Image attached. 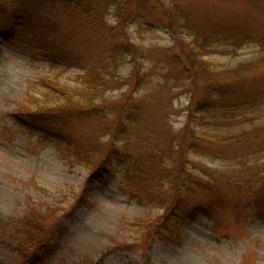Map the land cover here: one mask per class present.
<instances>
[{
    "label": "rangeland",
    "instance_id": "obj_1",
    "mask_svg": "<svg viewBox=\"0 0 264 264\" xmlns=\"http://www.w3.org/2000/svg\"><path fill=\"white\" fill-rule=\"evenodd\" d=\"M26 1V8L39 4L37 0H21V3ZM176 1L181 2L183 11L189 7L191 16L187 20L195 27L174 24L175 27L168 28L173 23V11L168 7ZM129 4L144 10L154 9L152 14L158 27L137 34L146 47L144 61H122L115 74L103 73L105 82L99 88L102 96L95 103L69 105L51 94L47 82L57 80L59 75L54 84H72L83 73L78 65L52 66L44 58L34 60L15 45L0 41V264H264V201L260 203L264 181L260 179L261 173L244 171L240 163V154L251 162L264 161V135L254 139L252 130L242 144L230 142L224 147L225 157L189 152L194 165H186L187 174L193 173L196 167V172L205 179L207 173L200 168L230 166L236 178L254 174V191L224 183L210 193L198 192L195 200L206 205L198 209L199 218L184 219L180 223L170 218L162 231L166 210L145 206L119 185L129 163L121 160L115 168L116 174L103 170L109 147L135 138L133 133H127L123 141L121 136L100 137L98 132L93 133V128L99 130L107 121L115 122V127L121 126L130 101H137L138 107L143 104L146 109L151 106L142 115L143 118L149 115L152 135L159 134L163 142L176 131L182 132L194 111L193 106L206 94L207 86L233 79L226 73L208 74L204 58L229 71L242 62L248 63L249 57L264 56V50L255 46L254 40L241 47L231 44L220 50L209 45L215 31L224 36L231 33L263 36L264 0H129ZM81 33L84 37L78 47L84 48L88 56H98L102 46L95 42L97 33L87 29ZM201 48L205 52L203 59L198 54ZM165 54L172 59L178 54L181 62L191 67L192 77L187 75L180 80L179 63L169 64L176 78L168 77L167 64L160 58ZM143 63L152 73L145 90L135 85L133 75L128 84L115 86V75L118 79ZM259 66L246 75V86L242 85L245 80L242 78L236 89L247 94L249 89L254 96V76L256 72L264 74V65ZM82 84L81 81V88ZM172 86V91L165 93ZM36 102L40 103L37 111L33 105ZM150 102L153 103L149 106ZM83 107L89 108L86 113L95 112L94 119L101 117L93 127L74 117L77 114H71ZM51 110L56 114L50 113ZM173 110L164 122L165 113ZM249 110L248 119L234 128L250 126L255 116L264 115V105L259 111ZM67 114L66 119H60ZM19 117H25V122L44 119L64 129L65 134L38 131L39 127L25 125ZM75 139L79 145L72 142ZM69 142L74 149L65 152ZM77 146H87L94 152L96 167L104 177L94 174L97 169H92V173L74 161ZM133 149L131 152L139 156L146 153L139 147ZM260 187L262 191L258 192ZM42 243L41 248L46 249L35 251V245Z\"/></svg>",
    "mask_w": 264,
    "mask_h": 264
},
{
    "label": "trees",
    "instance_id": "obj_2",
    "mask_svg": "<svg viewBox=\"0 0 264 264\" xmlns=\"http://www.w3.org/2000/svg\"><path fill=\"white\" fill-rule=\"evenodd\" d=\"M37 1H39V4L26 8L27 1L21 3V0H0V39L6 45H15L18 49L20 48L19 50L28 53L34 60L41 61L44 58L52 66L65 65V67H68L78 65L81 68L83 73L78 74L80 76L72 84L69 82L62 85L54 84L53 82L60 79L59 75L55 78L57 80L51 79L49 81L52 82H47L52 90L51 94L56 99H63L69 105L95 103L97 98L102 96L99 88L105 82L103 73L115 74L118 65L122 61L136 63L147 58L146 47H144L140 36H137V34H140L141 30H152L158 27V22L154 20L152 14L154 9L144 10L141 7H133L129 4V0ZM170 3L168 9L173 11V23L168 28L172 29V27H175L174 24L187 28L190 26L195 27L190 20H187L191 16L189 7L183 11L184 8L180 1ZM9 9H12V11L8 12ZM7 12L8 14H6ZM3 14L6 15L3 16ZM85 29L97 33L95 42L97 40V44L102 46L98 56H88L84 48L78 47V43L82 42L84 37L81 31ZM213 33L209 45L214 50L224 49L232 45L241 47L251 40H254L255 46H259L264 50V35H253V33H249L250 35H235L231 33L224 36L218 31ZM167 50L170 51L168 47ZM198 54L203 59L205 52L201 48ZM160 58L164 64H167L166 74L168 77H175V71L172 67L176 65L175 63H179L181 68L180 80L187 75L192 77L191 67L182 63L178 54H175L173 59L166 54L160 56ZM248 59H250L248 63L242 62L240 66L228 71L222 65H213L210 58H204V61L208 63L206 69L208 74L220 76L226 73L230 74L233 79L210 83L207 90H205L206 94L193 106L194 111L184 130L182 132L176 131V134L170 136L167 141L160 140L159 134L152 135L151 126L153 124L149 120V115L143 118L142 114L150 109L153 102H150V107L146 109L143 104H139L138 107L137 101L135 103L130 101V107L122 117L121 126L115 127V122L113 124L107 121L103 123V127L99 130L93 128V133L98 132L100 137L109 134L114 138L121 136L120 141L124 140L127 133H133L135 138H129L126 140L127 142H122L119 145L113 144L109 147L104 158L103 170H109V173L116 174L115 168L121 160L126 164L129 163L130 167L120 177L119 185L134 199L137 198L136 200L142 203L166 210L167 216L162 219V231L165 222L170 218L182 221L190 218V215L199 214L198 209L206 205L195 200V194L198 192L205 193L204 191H206L210 193L211 189H217L224 183L248 192L254 191V178H252L254 174L245 178L243 176L236 178L234 173L231 172L233 169H229L230 166L228 168L216 167L205 170L200 168L205 174L207 173L205 179L201 178L204 176L203 174L196 172V167H194L193 173L187 174L185 172L186 165H194V160L189 155V152L193 150L197 153H205L208 157H225L227 154L224 147L228 146L230 142L242 144L246 134L248 135L252 130L254 131V139L256 137L259 139L261 135H264V131H261L264 127L263 114H259L258 117L255 116L250 126L234 128L248 119L249 109L254 108V111H259L264 105V74L256 72V76H254V96L250 95L249 89L248 94L243 90L236 89L242 78L245 79L242 81V85L246 86V75L254 70L256 66L260 65L259 67L262 68L264 65L261 64L264 61L263 55L256 58L249 57ZM170 63L172 66L169 65ZM222 70H225V72ZM150 71L151 68L146 67V64L143 63L141 67L137 66L136 70L128 73L127 75L130 74L129 77L124 75L117 79L115 75L113 82L117 87L128 84L133 75V77H136L135 85L145 90L146 83L150 81L152 75ZM81 81L84 83L82 84L83 88L79 86ZM173 86L165 93L172 91ZM177 86L184 85L179 84ZM193 100L195 99L193 98ZM33 105L36 107V111L40 110L39 102ZM91 106L94 105L91 104ZM86 109L89 110V108L84 109L83 107L80 111H73L71 114H77L74 117L82 119L86 122V126L91 127L101 117L94 119L95 112L86 113ZM98 109L102 108L98 107ZM66 110L69 111L68 108ZM83 112L85 114L82 115ZM173 112L174 110L165 113L167 117L164 122L169 120ZM50 113L56 114L53 110ZM67 117L68 114L62 115L60 119H66ZM23 118L25 117H19L21 121H24ZM43 120L36 119L32 120L33 123L30 121L22 123L36 125V127H39L38 131H50L55 135L57 133L59 135L65 134L64 129H58V126H52V124ZM198 123L202 126L210 125L219 128H203ZM99 124H102V122ZM228 129L230 132L227 131ZM77 141L75 139L72 142L76 143ZM68 145L64 148L65 152L74 149L70 142ZM137 147L146 151V153L139 156L131 152L130 149ZM73 153L75 162L86 166L90 170L97 169L94 152L89 150L87 146H77ZM240 156H242L240 163H242L244 171L246 169L249 172L255 170L257 175L261 173L260 179L263 182L264 161L259 162V159H257L251 162L244 155L240 154ZM260 167L261 169H259ZM100 176L104 177L102 174ZM261 191L262 188L260 187L258 192ZM262 197L261 204L264 201V196ZM43 245L42 243L35 246L40 249Z\"/></svg>",
    "mask_w": 264,
    "mask_h": 264
}]
</instances>
